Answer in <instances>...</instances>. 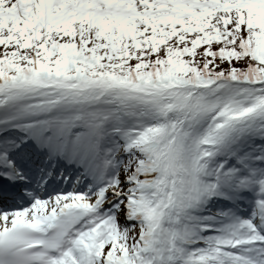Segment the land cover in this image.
<instances>
[{
    "label": "snow or ice",
    "instance_id": "1",
    "mask_svg": "<svg viewBox=\"0 0 264 264\" xmlns=\"http://www.w3.org/2000/svg\"><path fill=\"white\" fill-rule=\"evenodd\" d=\"M0 264H264V0H0Z\"/></svg>",
    "mask_w": 264,
    "mask_h": 264
}]
</instances>
